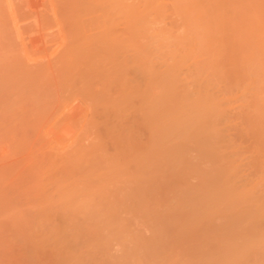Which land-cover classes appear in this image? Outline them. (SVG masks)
Listing matches in <instances>:
<instances>
[{"label":"rangeland","instance_id":"obj_1","mask_svg":"<svg viewBox=\"0 0 264 264\" xmlns=\"http://www.w3.org/2000/svg\"><path fill=\"white\" fill-rule=\"evenodd\" d=\"M223 260L264 263V0H0V264Z\"/></svg>","mask_w":264,"mask_h":264},{"label":"bare ground","instance_id":"obj_2","mask_svg":"<svg viewBox=\"0 0 264 264\" xmlns=\"http://www.w3.org/2000/svg\"><path fill=\"white\" fill-rule=\"evenodd\" d=\"M121 55H122V54H121ZM114 57H116V56L114 55ZM129 57H130V56H129ZM130 58L132 59V57H130ZM130 58H129V59H130ZM131 59H130V60H131ZM138 59H140V58H138ZM138 59H135V60L138 61ZM123 60H124V59H123ZM125 60H126V58H125ZM128 61H129V60H127V63H128ZM134 62H135V61H134ZM131 63H132V62H131ZM140 63H141V62H140ZM118 64H119V63H118ZM131 65H133V64H131ZM115 67H116V66H115ZM115 67H114V68H115ZM138 67H139V65H138ZM138 67H137V68H138ZM117 68H118V65H117ZM117 68H115L114 70H116L117 74H118V72H119L118 75H120V72H121V75H123V80H124V79L126 78L125 75H127V74H124V73H125V71L128 72V71H127L128 69H126V66L123 67L122 65H121V67H119V69H117ZM120 68H121V69H120ZM130 69H131V68H130ZM149 69H150V68H149ZM138 70L141 71V69H138ZM138 70H137V71H138ZM131 71H132V70H131ZM133 71H134V70H133ZM133 71H132V72H133ZM135 71H136V70H135ZM129 72H130V71H129ZM141 72H142V71H141ZM123 80H122V81H123ZM125 80H126V79H125ZM125 80L122 82L123 84H127V80H126V83H125ZM151 80H152V79H151ZM155 80H156V79H155ZM155 80H154V81H155ZM115 82H116V81H115ZM151 82H152V81H151ZM117 83H118V82H117ZM154 83H156V81H155ZM125 86L127 87V85H125ZM128 86H129V85H128ZM156 87H157V86H156ZM126 90H127V89H126ZM145 92H146V91H145ZM149 93H150V92H149ZM155 97H156V96H155ZM144 99H146V97H145ZM147 99H148V98H147ZM146 102H147V101H146ZM144 103H145V102H144ZM145 104H146V103H145ZM149 106H151V105H149ZM152 107H153V106H152ZM155 107H157V105H156ZM146 108H148V106H147ZM150 109H151V108H150ZM153 112H154V114H155V110H153ZM152 115H153V114H152ZM156 115H157V111H156ZM157 117H158V116H157ZM149 118H150V117H149ZM156 120H157V119H156ZM154 125H155V122L153 123V126H152V127H154ZM149 126H150V124H149ZM156 126H158L157 123H156L155 127H156ZM152 127H151V129H152ZM157 128H158V127H157ZM152 133H154V136L156 135L155 132H152ZM152 133H151V134H152ZM154 141H155V140H154ZM54 232H55V231H54ZM56 232H57V231H56ZM58 232H59V231H58ZM63 234H64V233H63ZM59 236H61V235H59ZM59 241H60V240H59ZM231 244H232V243H231ZM237 244H238V243H237ZM239 244H241V243H239ZM239 244H238V245H239ZM245 244H246V243H245ZM247 244H248V243H247ZM249 244H250V243H249ZM61 245H62V244H61ZM235 245H236V244H235ZM235 245H234V246H235ZM217 246H218V245H217ZM221 246H222V245H221ZM231 246H232V245H231ZM217 249H218V248H217ZM236 249H237V248H236ZM68 250H69V249H68ZM220 250H221V249H220ZM228 250H230V249H228ZM232 250H233V249H232ZM240 250H241V249H240ZM230 251H231V250H230ZM243 251H244V250H243ZM243 251H242V252H243ZM248 251H249V250H248ZM220 252H221V251H220ZM235 252H236V251H235ZM237 252H239V250H238ZM229 253H230V252H229ZM231 253L233 254V252H231ZM239 253H241V252H239ZM248 253H249V252H248ZM232 254H230V255H232ZM237 254H238V253H237ZM210 255H211V254H210ZM225 255H226V254H225ZM227 255H228V254H227ZM246 255H247V254H246ZM246 255H245V256H246ZM228 256H229V255H228ZM241 256H242V255H240L238 259L236 258L235 261H238V260L240 261V257H241ZM248 256H249V254H248ZM217 257H218V256H217ZM225 257H226V256H225ZM232 257H233V256H232ZM235 257H236V256H234V258H235ZM228 258H231V257H228ZM244 258H246V257H244ZM244 258L241 257L242 260H243ZM224 259H226V258H224ZM245 260H247V259H245ZM223 261H224V260H223ZM231 262L234 263V261H231ZM225 263H226V262L224 261V264H225ZM244 263H245V262H244ZM227 264H228V263H227ZM231 264H232V263H231ZM234 264H235V263H234ZM247 264H248V263H247ZM262 264H264V263H262Z\"/></svg>","mask_w":264,"mask_h":264}]
</instances>
